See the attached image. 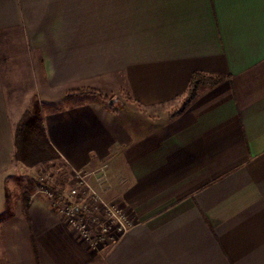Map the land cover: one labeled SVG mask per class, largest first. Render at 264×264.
Wrapping results in <instances>:
<instances>
[{
  "label": "crops",
  "instance_id": "0c3cea01",
  "mask_svg": "<svg viewBox=\"0 0 264 264\" xmlns=\"http://www.w3.org/2000/svg\"><path fill=\"white\" fill-rule=\"evenodd\" d=\"M196 71L225 78L172 115ZM34 97L58 161L133 221L112 243L42 184L7 210L11 177L42 173L15 159ZM6 211L0 264H264V0H0Z\"/></svg>",
  "mask_w": 264,
  "mask_h": 264
},
{
  "label": "built area",
  "instance_id": "2783aa9c",
  "mask_svg": "<svg viewBox=\"0 0 264 264\" xmlns=\"http://www.w3.org/2000/svg\"><path fill=\"white\" fill-rule=\"evenodd\" d=\"M73 176L78 180L79 185L67 192H64V190L61 194L44 179L43 174L39 176V179L42 181V191L53 201L54 206L59 209L66 222L82 240L86 241L91 247L98 248L102 240L109 237L113 242L133 226V221L128 218L122 209L105 201L96 192L86 180L83 172L74 170ZM89 198L96 202L97 209L104 210L106 221L102 225L92 224L91 217L88 216L87 219L85 216L86 210L91 213L90 202H87ZM98 227L99 231L97 230Z\"/></svg>",
  "mask_w": 264,
  "mask_h": 264
},
{
  "label": "trees",
  "instance_id": "16d2710c",
  "mask_svg": "<svg viewBox=\"0 0 264 264\" xmlns=\"http://www.w3.org/2000/svg\"><path fill=\"white\" fill-rule=\"evenodd\" d=\"M225 76L208 75L201 71L192 74L186 92L176 99H181V106L174 110L173 114L183 111L193 100H195L204 86L219 84ZM84 92H98L96 90H84ZM128 100H133L130 94L123 93ZM15 159L21 165L32 168L39 164L47 165L52 161L60 159L59 154L50 144L44 120L37 98H32L29 107L22 114L15 128ZM35 188H30L23 199L24 211L28 214L29 201ZM11 212H4L0 220Z\"/></svg>",
  "mask_w": 264,
  "mask_h": 264
},
{
  "label": "rangeland",
  "instance_id": "374dc122",
  "mask_svg": "<svg viewBox=\"0 0 264 264\" xmlns=\"http://www.w3.org/2000/svg\"><path fill=\"white\" fill-rule=\"evenodd\" d=\"M203 88V87H202ZM201 88V89H202ZM120 96H111V98L118 99L117 102L120 103ZM123 98V97H122ZM109 99V98H108ZM179 104L178 106H181V99L176 103ZM39 170L42 172L41 174L44 175V179L49 182V184L58 191L59 194H61L64 190V192H67L68 190L77 187L78 180L71 176L70 171L66 169L65 166L62 165L60 161H52L48 163L47 165L39 164ZM36 166V168L38 167ZM29 176L25 175H13L9 181V190H8V208L7 210H11L14 208L15 203L18 199H24V197L27 195L30 188H37L38 185L41 184V180L38 179L36 181L35 179H32L31 176L36 175L35 171L29 170L28 171ZM40 174V175H41ZM51 182V183H50ZM87 195V194H84ZM87 202H90V211L86 210V218L88 219V216L92 219V224L94 225H102L103 222H105V213L102 209H97L96 202H93L90 198L87 200ZM99 231V227L97 228ZM97 231V234H98ZM96 233V232H95ZM115 234V233H114ZM117 236V234H115ZM109 243H112V239L107 237L105 240H102L100 242V245H107Z\"/></svg>",
  "mask_w": 264,
  "mask_h": 264
}]
</instances>
